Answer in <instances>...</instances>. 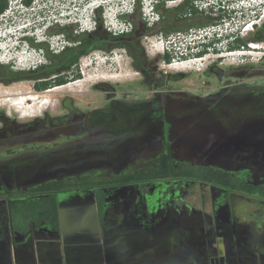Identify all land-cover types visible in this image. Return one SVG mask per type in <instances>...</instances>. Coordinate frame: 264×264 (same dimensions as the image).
I'll list each match as a JSON object with an SVG mask.
<instances>
[{
    "label": "flooded vegetation",
    "instance_id": "obj_1",
    "mask_svg": "<svg viewBox=\"0 0 264 264\" xmlns=\"http://www.w3.org/2000/svg\"><path fill=\"white\" fill-rule=\"evenodd\" d=\"M142 1L121 18L127 32L104 29L133 52L158 33L187 40L194 53L181 59L213 58L206 76L264 64L249 57L264 51V17L242 34L250 17L241 7L252 0H155L153 22L144 13L136 28ZM254 1L264 10V0ZM45 38L20 40L45 63L0 64V85L74 76L72 56L50 66L67 48L77 53L78 42L61 32ZM237 53L240 65H224L225 54ZM128 58L139 77L124 97L105 92L104 109L70 104L27 123L0 119V264H264V87L213 76L202 84L216 87L188 93L172 89L149 60ZM199 136L211 141H193ZM55 140L61 145H45Z\"/></svg>",
    "mask_w": 264,
    "mask_h": 264
},
{
    "label": "rangeland",
    "instance_id": "obj_2",
    "mask_svg": "<svg viewBox=\"0 0 264 264\" xmlns=\"http://www.w3.org/2000/svg\"><path fill=\"white\" fill-rule=\"evenodd\" d=\"M93 2L104 7L99 16L103 29L108 25V18L116 14L121 7H124L127 1L34 0L31 6L27 8L8 4L7 10L3 15H0V64L11 65L13 69L17 70H27L45 63L41 54L38 53L39 51H32L29 42L31 41L33 44L43 42L46 39V34L55 35L59 33L60 29L66 27L73 30V36L75 31L79 33L92 31L97 19V14L95 15L91 6ZM145 3L146 1L141 3L140 9L132 18L136 28L141 25L144 18L143 14L145 13L147 16L146 8L142 9ZM249 4L252 10L262 5L261 2L254 0ZM172 5L170 4V7ZM92 15L95 16L94 19ZM21 39L31 40L20 42ZM59 39L55 37L53 40L64 46V41L59 42ZM140 46L147 60L151 62L152 67L156 68V72L164 79L172 80L170 81V87L175 90L188 93H206V91L217 86L216 81L213 83L211 81L213 76L214 78L222 76L224 78H245L241 85L255 86L256 88L264 87L263 63L256 64L258 66L254 68L242 70H230L226 67L220 71L215 68L212 71V76H206L204 74L206 64L213 58H198L195 61L186 58L181 59L182 55H188L189 53L188 49L185 48L186 46L188 48V42L181 37L164 38L156 33L142 37ZM59 49L60 46H53V50ZM261 51L260 53H251L252 62L259 63V61H263L264 51ZM164 54L168 55L169 62L161 58ZM232 55L234 54H225L224 65L235 66L243 62ZM73 70H76L80 75V79L73 81L69 77L67 79L69 82L63 85L64 88L50 93H46L47 90L43 92L33 90L34 81L17 82L10 86L0 85V119L5 117L16 123H27L45 113L50 116H59L64 113L63 106L68 108L70 104L84 112L91 109H104L109 102L106 93H109V98L119 99L121 95H126L127 85L136 81L139 77L131 69L130 59L122 49H114L110 52L92 51L86 56H81ZM206 79H211L209 80L211 83L203 85L202 82ZM50 89H53V87ZM134 89L135 91H143L142 88L136 86H134ZM28 97L31 99H28ZM26 98L28 100L24 102V105L23 103L16 104ZM44 102H47V104H43L41 107ZM33 145L40 144L34 143ZM45 145H49L51 149V145L61 144L58 140H55Z\"/></svg>",
    "mask_w": 264,
    "mask_h": 264
},
{
    "label": "trees",
    "instance_id": "obj_3",
    "mask_svg": "<svg viewBox=\"0 0 264 264\" xmlns=\"http://www.w3.org/2000/svg\"><path fill=\"white\" fill-rule=\"evenodd\" d=\"M33 1L34 0H21V3H22L23 7L27 8V7L31 6ZM6 9H7V0H0V14L4 13V11ZM100 14H101V11H99L97 13V19L95 21L94 29L92 31H88L90 34H92L96 31L95 37H93L92 39L81 34L83 32L79 33L77 31H75V35L73 36L72 35L73 30L69 29L70 27L60 29L59 32L64 33L72 42H78L79 45H78L77 49H79V51L77 53H74V50L76 48L65 49V51L62 52L61 55H56L55 59H52L50 67L56 68L61 63H66V61L69 59L70 56H72V59L70 60V63L67 64V66L69 67L72 64H77V61L79 60V58L81 56H86L95 50H102L105 52H107V51L110 52L114 49L126 50L128 56L130 58L131 57L134 58V65H136V66H140L139 64L138 65L136 64L138 62V60L141 62L147 61V58L144 54V51L139 45L136 46L137 52H133L130 49V47L125 43V41L121 39V37L111 36L110 34H108L104 30V28L102 29V23H101L102 21L99 17ZM159 36L164 37V38H168L167 35H163V36L159 35ZM161 58L166 62L170 61L167 54H164ZM68 67L65 69V71L68 70ZM41 72H42V68H40L37 71V73H38L37 75L39 77L42 76ZM64 77L66 79L61 78L59 81H57L54 84H52V83H36L35 82L32 88L35 91L43 92V91H46L52 87L54 88V87L63 86L69 82V81H67L68 76H64ZM30 79L35 80L36 77H31ZM78 79H80V75L77 72H75L74 76L71 78V80L75 81Z\"/></svg>",
    "mask_w": 264,
    "mask_h": 264
},
{
    "label": "clouds",
    "instance_id": "obj_4",
    "mask_svg": "<svg viewBox=\"0 0 264 264\" xmlns=\"http://www.w3.org/2000/svg\"><path fill=\"white\" fill-rule=\"evenodd\" d=\"M126 1L127 2H126V4H125L124 7H121L120 10L116 12V14H113L112 17H109L108 18V20H109V22H107L108 25L104 29H106V30L107 29L108 30H112V29H115V28H118V27H123L125 25L121 18L131 13L132 6H133V3H134L133 0H131V1L130 0H126ZM154 2H155V0H146V3H145V5H143V7L145 8V7H150L151 6L150 7L151 8L150 11H151ZM13 5L14 6H18V5L20 6V4L18 2L12 4V6ZM91 6H92V10H94L93 12L95 13V15L99 11H101V10L104 9L103 6L99 5V3L98 4H95V2H93V5H91ZM253 11H255L256 13L255 14H252V7H245V6H242L241 7L242 15L247 16V17H250L251 25L252 26H255V25H257L263 19L264 12H263V9H259V7L256 8V9H254ZM246 12H249V13H246ZM3 14L4 13H2V15ZM94 18H95V16H93V19ZM242 34H243V32H242ZM214 35H219L221 37V36L227 35V34H226L225 31L224 32L221 31V32L216 33ZM232 35H236V33H233ZM205 40H206V38L204 37L203 39L197 41V43L200 44V45H202V44H204ZM192 53H194V52H189L188 54H192ZM240 54L236 55L235 57L236 58H237V56L243 57V55H240ZM251 56L252 55H249L250 59L253 58ZM194 58H197V59L198 58H203V59H205V56H203V57H191V58H189L187 60L193 61Z\"/></svg>",
    "mask_w": 264,
    "mask_h": 264
},
{
    "label": "built area",
    "instance_id": "obj_5",
    "mask_svg": "<svg viewBox=\"0 0 264 264\" xmlns=\"http://www.w3.org/2000/svg\"><path fill=\"white\" fill-rule=\"evenodd\" d=\"M16 2H18L19 4H20V6H22V3H21V0H7V5L9 4H14V3H16ZM23 7V6H22ZM151 7V6H150ZM150 7H145L146 8V11L148 12V11H150ZM7 10V9H6ZM5 10V11H6ZM4 11V12H5ZM145 20H146V22L148 23V24H151L152 22H153V19H152V16H146L145 17ZM252 25H251V22H248V23H246L245 25H244V27H243V33H246V32H249V31H251L252 30ZM127 25L125 24L122 28H120V27H118V28H115V29H113V31L115 32V34H121V33H124V32H127ZM249 46H250V48L252 49V50H254L255 48H256V45H254V44H249ZM195 60H198L197 58H194L193 59V61H195Z\"/></svg>",
    "mask_w": 264,
    "mask_h": 264
},
{
    "label": "bare ground",
    "instance_id": "obj_6",
    "mask_svg": "<svg viewBox=\"0 0 264 264\" xmlns=\"http://www.w3.org/2000/svg\"><path fill=\"white\" fill-rule=\"evenodd\" d=\"M238 55V54H237ZM249 55H252V54H249ZM233 56V55H232ZM173 68V67H172ZM67 86H69V85H67ZM65 86H59V87H55V88H53V89H50V90H47L46 91V93H50V92H54V91H57V90H60V89H62V88H64ZM33 98V97H32ZM28 99H31L30 97H28ZM27 98L26 99H23V101L22 102H18V103H16V104H22L23 103V105L25 104L24 102H26V100H28ZM33 99H35V98H33ZM45 99V98H44ZM16 104H14L15 106H16ZM43 104H47V102H44V103H42V105H41V107L43 106Z\"/></svg>",
    "mask_w": 264,
    "mask_h": 264
},
{
    "label": "water",
    "instance_id": "obj_7",
    "mask_svg": "<svg viewBox=\"0 0 264 264\" xmlns=\"http://www.w3.org/2000/svg\"><path fill=\"white\" fill-rule=\"evenodd\" d=\"M199 137H200V136H199ZM229 140H231V141H239V140H237L236 138H235V139L230 138ZM193 141H196V142H197V141H211V139H205L204 136H203L202 139H201V137H200V139H198V138L196 139V138H195V139H193ZM244 141H246V140H244ZM249 141H250V140H249Z\"/></svg>",
    "mask_w": 264,
    "mask_h": 264
}]
</instances>
